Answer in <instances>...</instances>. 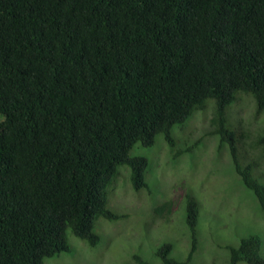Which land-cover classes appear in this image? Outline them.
<instances>
[{
	"label": "trees",
	"instance_id": "trees-1",
	"mask_svg": "<svg viewBox=\"0 0 264 264\" xmlns=\"http://www.w3.org/2000/svg\"><path fill=\"white\" fill-rule=\"evenodd\" d=\"M242 95L264 114V0H0V264H43L71 252L69 236L98 247L95 220L125 217L109 204L119 168L148 190L142 152L160 138L175 167L202 145L182 144L180 128L208 105L207 135L264 212V182L240 151L249 134L231 116ZM254 142L264 159V132ZM185 200L190 251L180 261L163 243L162 264H192L199 204ZM228 253L264 264V239Z\"/></svg>",
	"mask_w": 264,
	"mask_h": 264
},
{
	"label": "rangeland",
	"instance_id": "rangeland-1",
	"mask_svg": "<svg viewBox=\"0 0 264 264\" xmlns=\"http://www.w3.org/2000/svg\"><path fill=\"white\" fill-rule=\"evenodd\" d=\"M209 106L197 111L185 128H180L177 136L182 144L186 138L189 143L202 139V145L182 155L175 167L172 154L166 152L160 138L142 152L149 161L148 190H133L127 170L119 168V172L122 170L116 182L108 188L109 204L125 217L117 222L95 220L94 229L103 238L98 247L90 248L83 240L69 236L71 252L60 253L43 264H131L135 254L148 264H162L155 254L166 242L173 246L171 258L186 260L192 243L184 223L186 194L195 197L199 204L197 248L192 264H229L228 247L236 246L239 239L254 233L264 239V212L258 211L252 192L239 183L230 166L228 149L219 148L217 138L207 135L212 131ZM254 109L252 100L242 95L232 106L231 116L236 118L233 126L237 131L249 134L241 143L244 148L240 146L243 160L254 163L256 174L264 182L262 150L254 142L264 132V114L257 117ZM157 207H163L159 214L154 212Z\"/></svg>",
	"mask_w": 264,
	"mask_h": 264
}]
</instances>
